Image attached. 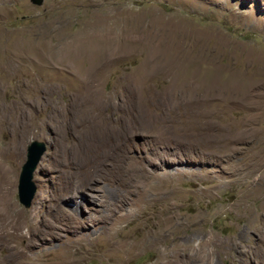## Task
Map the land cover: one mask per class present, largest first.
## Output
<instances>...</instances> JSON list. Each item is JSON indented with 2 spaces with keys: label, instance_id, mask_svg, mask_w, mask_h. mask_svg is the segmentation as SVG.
Instances as JSON below:
<instances>
[{
  "label": "rangeland",
  "instance_id": "obj_1",
  "mask_svg": "<svg viewBox=\"0 0 264 264\" xmlns=\"http://www.w3.org/2000/svg\"><path fill=\"white\" fill-rule=\"evenodd\" d=\"M0 203L26 264H264V0H0Z\"/></svg>",
  "mask_w": 264,
  "mask_h": 264
},
{
  "label": "bare ground",
  "instance_id": "obj_2",
  "mask_svg": "<svg viewBox=\"0 0 264 264\" xmlns=\"http://www.w3.org/2000/svg\"><path fill=\"white\" fill-rule=\"evenodd\" d=\"M102 15V14H101ZM98 14V12H95L91 15L90 19L88 20V22L86 23L87 25L84 26L86 28V32H80L78 33V35H76L75 37L79 35L80 36H92V37H98V38H107L111 37L110 33L111 30L109 31V24L111 22V20H113L111 17H103ZM110 16V15H109ZM124 22V21H123ZM143 30H141V32H139L140 35V41L143 38ZM57 33V31H56ZM122 34L119 33H115L113 36L116 37V39L121 40L122 39ZM43 36V35H42ZM41 36V37H42ZM63 36V35H62ZM144 36V35H143ZM163 36V35H162ZM147 38V35H146ZM144 39V38H143ZM161 34L159 33H151L148 42H146V39L144 40V43H146V46L150 49H152V52L155 51V53H158V55H162L164 52H168V50L166 49V45H164L161 42ZM122 41V40H121ZM137 42V41H136ZM156 44V45H155ZM115 45V44H114ZM111 44L110 47L114 46ZM140 45L143 46L144 44L140 42ZM125 46V45H124ZM106 45L105 46H98L96 47L97 49L94 50H98V52L100 53H105L106 51ZM108 47V48H110ZM145 47V46H144ZM126 48V47H125ZM143 48V47H142ZM146 48V47H145ZM151 51V50H150ZM182 53H180L178 50H173L170 51V57H174L172 58L171 62L177 60H181L183 55ZM181 56V57H180ZM182 65V64H181ZM187 66V64H186ZM185 67V66H184ZM181 68V69H186L188 70V68H190L189 66H187L186 68ZM196 70V69H195ZM215 71V70H214ZM88 72V71H87ZM216 75L212 76V79H210L208 82L211 84V88L210 91H217L216 89V85H217V81L220 80L219 79V74L221 73V71H215ZM196 74H193V76L191 78L196 77ZM188 79V78H185ZM198 80V79H197ZM228 81V79H227ZM196 82H184L183 85H188L187 89H191L192 91H189L191 94L195 95V93H203V89L206 87L201 86L199 83V86L197 88H194L193 85ZM205 83V82H204ZM227 83V82H226ZM198 85V84H197ZM206 85V84H205ZM222 85V84H221ZM85 86V85H84ZM88 85H86L87 88ZM229 87V86H228ZM90 89V88H89ZM181 90V89H180ZM220 90V89H218ZM206 91V90H205ZM229 91V90H228ZM230 92V91H229ZM210 93V92H209ZM214 93V92H213ZM222 93V92H221ZM231 93V92H230ZM233 93V92H232ZM227 94V93H226ZM199 95V94H198ZM235 95V94H234ZM207 97V96H206ZM222 97V96H221ZM199 98V97H198ZM202 99V98H201ZM236 99V98H235ZM199 100V99H198ZM230 101V100H229ZM81 102V101H80ZM232 103V102H231ZM235 104V103H234ZM198 105V104H197ZM83 106V105H82ZM224 147V146H223ZM226 149V148H225ZM224 149V150H225ZM222 152V151H221ZM82 189H89V184L87 183H83L81 185ZM80 190V189H79ZM3 196V195H2ZM2 199V197H1ZM5 201V200H4ZM9 202V201H8ZM2 203V202H1ZM0 203V204H1ZM6 204V202H5ZM8 204V203H7ZM2 205V204H1ZM10 204H8L9 206ZM6 206V205H5ZM10 209V207H9ZM12 210V208H11ZM2 211V209H1ZM7 212V211H6ZM5 212V214H6ZM11 212V211H9ZM3 214V212H1ZM13 214V213H12ZM7 216V214H6ZM9 216V214H8ZM5 217V216H4ZM6 218V217H5ZM4 219V218H3ZM3 221V220H2ZM0 221V222H2ZM11 221V220H10ZM6 222V221H5ZM12 222L7 221L5 224H3L0 227V250L3 251L4 254H0V264H26V262L24 261V259L26 257H28L30 255V250L33 248L34 244L32 243V241L30 239H28L25 235V233L23 231H21L17 226L11 224ZM1 224V223H0ZM165 232V231H164ZM162 235V234H161ZM2 236H6L8 237H12V240L7 241L6 239L3 240ZM165 236V235H164ZM163 237V236H160ZM160 240V239H159ZM161 242L163 241L162 239L160 240ZM166 241V239L164 240ZM235 249L236 245H232V247H230V249ZM185 250H186V246L183 244H179L177 246V250L175 251L174 246L172 247V249H169L166 253H167V260H165L166 262L164 264H175L174 261V254L173 252H175L176 255H178V257H181L182 255H185ZM1 251V252H2ZM231 251V250H230ZM235 252V251H234ZM164 253V254H166ZM172 255V257H171ZM177 257V259H178Z\"/></svg>",
  "mask_w": 264,
  "mask_h": 264
},
{
  "label": "water",
  "instance_id": "obj_3",
  "mask_svg": "<svg viewBox=\"0 0 264 264\" xmlns=\"http://www.w3.org/2000/svg\"><path fill=\"white\" fill-rule=\"evenodd\" d=\"M34 4H40L41 0H31ZM44 151L41 142L31 141L26 148V158L21 166L17 181V198L24 206L28 207L35 192L34 183L31 181V173Z\"/></svg>",
  "mask_w": 264,
  "mask_h": 264
}]
</instances>
